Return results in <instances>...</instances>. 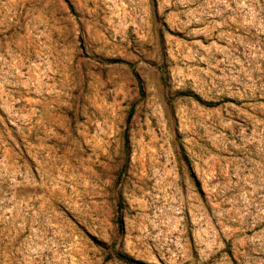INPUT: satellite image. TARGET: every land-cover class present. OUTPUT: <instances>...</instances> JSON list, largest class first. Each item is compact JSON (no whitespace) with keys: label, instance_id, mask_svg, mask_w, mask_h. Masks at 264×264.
<instances>
[{"label":"rangeland","instance_id":"1","mask_svg":"<svg viewBox=\"0 0 264 264\" xmlns=\"http://www.w3.org/2000/svg\"><path fill=\"white\" fill-rule=\"evenodd\" d=\"M264 264V0H0V264Z\"/></svg>","mask_w":264,"mask_h":264},{"label":"trees","instance_id":"2","mask_svg":"<svg viewBox=\"0 0 264 264\" xmlns=\"http://www.w3.org/2000/svg\"><path fill=\"white\" fill-rule=\"evenodd\" d=\"M118 256H119L121 259H123L125 262L129 263V264H143V263H141V262H139V261H137V260H135V259H133V258H129V257H127V256H123V255H121V254H118Z\"/></svg>","mask_w":264,"mask_h":264}]
</instances>
